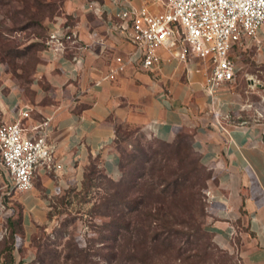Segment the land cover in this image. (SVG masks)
Instances as JSON below:
<instances>
[{
  "label": "crops",
  "instance_id": "obj_1",
  "mask_svg": "<svg viewBox=\"0 0 264 264\" xmlns=\"http://www.w3.org/2000/svg\"><path fill=\"white\" fill-rule=\"evenodd\" d=\"M129 6L158 7L151 0H64L61 14L46 21L48 32L66 19L75 42L62 53L46 47L27 88L0 60V122H12L25 111L26 127L50 118L49 142L62 164L57 171L40 166L28 191L14 190L0 166V264H36L34 238L48 221L51 204L81 188L93 161L111 179L122 178L120 128H139L163 142L190 133L211 172L205 195L208 230L243 264H264V122L234 119L242 102L235 85L243 68L236 57L253 51L264 57V25L256 38L234 45L235 77L213 93L206 81L209 61L193 54L182 61L168 46L158 48L152 68L129 62L109 79L113 57L128 59L134 50L118 16ZM214 112L229 116L224 127Z\"/></svg>",
  "mask_w": 264,
  "mask_h": 264
},
{
  "label": "rangeland",
  "instance_id": "obj_2",
  "mask_svg": "<svg viewBox=\"0 0 264 264\" xmlns=\"http://www.w3.org/2000/svg\"><path fill=\"white\" fill-rule=\"evenodd\" d=\"M0 2H4L0 5V44L5 48L0 60L6 64L9 75L27 88L48 38L46 21L61 14L64 0ZM15 10L16 22L12 18ZM238 58L243 69L242 78L235 86L242 102L234 119L264 122V57L256 56L253 51ZM244 68L251 73H246ZM180 134L190 135L188 132ZM117 147L123 163L120 180H113L101 167L95 170L94 165H90L86 176L91 175L93 179H85L80 189L62 193L51 204L48 221L34 238L36 264H72L76 256L83 254L89 264L91 261L95 264H140L132 259L133 252H138L133 249V241L142 239L144 234L152 236L159 229L153 225L146 233L147 227L141 222L146 207L137 202L140 193L135 190L139 183L152 182L151 176L157 179L160 174L171 182L176 181L168 193L174 215L170 219L174 223L171 231L165 234L170 237L163 244L149 239L147 249L153 261L157 264H243L236 252L222 249L207 228L205 195L211 172L199 163L191 147H182L178 155L174 148L139 128H120ZM124 174L130 175L126 182L130 181L131 186L132 182H137L138 186L128 187L124 201L114 204L119 201L118 192H122L116 183L124 179ZM191 191L196 196L193 197ZM148 199L149 203L153 200ZM120 212L124 214L126 225L130 222L129 229H115V216ZM120 245L123 252L115 257Z\"/></svg>",
  "mask_w": 264,
  "mask_h": 264
},
{
  "label": "built area",
  "instance_id": "obj_3",
  "mask_svg": "<svg viewBox=\"0 0 264 264\" xmlns=\"http://www.w3.org/2000/svg\"><path fill=\"white\" fill-rule=\"evenodd\" d=\"M151 2L157 4V9L129 6L119 13L121 28L134 50L128 59L113 57L115 64L109 68L107 78L114 79L133 61H139L143 69L152 68L159 60L158 48L168 46L176 50L182 61H187L192 54L209 61L211 67L206 81L213 93L235 77L236 64L230 56L234 45L243 44L246 38H256L264 25V0ZM75 38L66 19L57 21L48 33L47 48L62 53L72 47ZM214 116L221 126L229 118L219 112H214ZM23 118H29L28 111L12 122H0V166L7 172L12 188L18 191L34 187L35 173L40 166L50 171L62 168L49 142L50 118L32 127H26Z\"/></svg>",
  "mask_w": 264,
  "mask_h": 264
},
{
  "label": "trees",
  "instance_id": "obj_4",
  "mask_svg": "<svg viewBox=\"0 0 264 264\" xmlns=\"http://www.w3.org/2000/svg\"><path fill=\"white\" fill-rule=\"evenodd\" d=\"M3 3L4 2L2 3L0 2V5ZM24 13H26V11H24ZM15 14H17L16 10L14 12V15H12L14 22H16L17 20V17ZM46 47H47V43H45L42 49H45ZM4 49H5L4 44L3 43L0 44V58L2 57L1 56L2 52L5 51ZM164 143H166L169 147L174 148V151L178 153V155L180 154L182 147H185V146L191 147V149L193 150L194 154L197 157V160L199 161V163L202 164L200 155L194 149L193 138L191 135L178 134L173 142H164ZM90 165H94L93 169L95 170L98 168L97 162L93 161ZM122 166H123V163H122V158H121V167ZM129 177H130L129 174H124V179L116 183L118 186H121L122 192H118L116 198L119 201H116L114 204H120L122 201H124L125 195H126L125 191L129 189L128 187L134 189L138 186L137 182H132V186H131L130 181L126 182V180H128ZM85 179L91 181L93 179V176L88 175L86 176ZM151 180L152 182L143 181L139 183V186L135 190L136 192L140 193L138 194L139 199L137 200V202L144 203L146 207V210L144 211V217L141 219V222L143 223L142 225L147 227L146 233L149 231V229L153 225H155L154 227L159 229V231L156 232L152 236L150 234H144L142 239L136 238V240L133 241L134 243L133 249L136 248L137 251L141 253V255H139L138 252H133L132 259L135 262L136 261L140 262V264H157V262L153 261V259L151 258L148 252L149 251L147 249L148 241L149 239H151V241H158L160 244H163L164 241L170 237L165 234L171 231L172 222L174 223V221L170 219L174 215H173V212L170 206L172 201L169 200L168 193L170 192L171 185H174L176 181L171 182L166 176H163L162 174L158 175L157 179H154V176H151ZM190 194L193 197L194 195L196 196L195 192L191 191ZM148 197L153 199L151 203H149ZM146 199L148 200L146 201ZM136 208L137 206L136 204H134V209ZM151 209H154V211H151ZM204 215L206 217V210L204 211ZM180 221L182 220H179L178 222L182 223ZM106 226H111V224H107ZM129 226H130V222L128 225H126V222L124 221V214L122 212H120L119 214L115 216V224H114L115 229L122 228V227H125V228L127 227V229H129ZM80 252L82 253V250ZM119 252H123V249L121 250V245H120V250L114 253L115 257H117ZM83 255L79 257L76 256L72 264H89L88 258L86 257V255L85 256ZM91 264H95V262L91 261Z\"/></svg>",
  "mask_w": 264,
  "mask_h": 264
}]
</instances>
